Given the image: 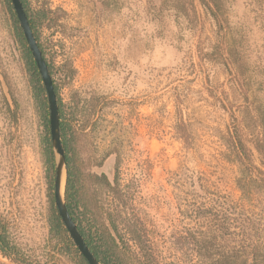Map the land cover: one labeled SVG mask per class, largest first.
<instances>
[{"label": "rangeland", "instance_id": "1", "mask_svg": "<svg viewBox=\"0 0 264 264\" xmlns=\"http://www.w3.org/2000/svg\"><path fill=\"white\" fill-rule=\"evenodd\" d=\"M25 1L91 217L107 225L109 211L136 223L156 264H195L180 245L198 227L199 186L241 201L240 143L264 170V0ZM22 49L9 3L0 0V217L45 263L55 243L42 147L49 108L37 103ZM214 219L246 224V258L254 260L248 249L256 244L264 255V191ZM55 255L53 264H75ZM0 264L18 263L0 253Z\"/></svg>", "mask_w": 264, "mask_h": 264}, {"label": "trees", "instance_id": "2", "mask_svg": "<svg viewBox=\"0 0 264 264\" xmlns=\"http://www.w3.org/2000/svg\"><path fill=\"white\" fill-rule=\"evenodd\" d=\"M7 1L14 21L16 40L23 48L24 58L32 74L37 103L44 111L48 102V98L45 99V86L24 32L20 27L13 4L11 0ZM23 2L34 33L39 40L37 21L30 14L26 1L23 0ZM49 67L52 73L51 64H49ZM55 87L56 91H58L56 85ZM58 100L61 113L62 140L67 156L65 201L90 249L102 264H156L157 259L154 247L149 241L144 239L143 231L136 223L124 219L120 222L109 211L107 225H97L98 220L95 217H91L94 215V211L90 200L84 192V181L78 174L71 155L69 128L67 123L62 121L63 109L61 100L59 98ZM42 147L45 155L46 170L51 177V184L54 189L57 156L51 142V136L44 137ZM258 150L262 157V165H264L263 145L260 144ZM236 152L240 163V176L237 178V184L242 192L241 201L235 203L223 201L221 200L222 195L211 189V187L199 186L198 196L201 201L192 205L194 206L192 216L200 219L198 220V227L189 228L184 242L180 245L184 253L191 254L186 261L195 264H264V255L259 254L261 245L256 244L248 249L249 251L254 250L257 254L252 262H249L248 258H246V224L241 223L231 227L227 223H216L218 220L214 219L219 212H233L237 211L238 208H245L246 199H250L254 191H264V170L254 166L250 155L246 152V147L242 143L236 148ZM102 178L106 185L112 188L107 176L103 175ZM54 202L55 199L53 197L49 221L50 233L55 243L51 253H48L45 263H41L21 248L12 237L9 225L0 217V253L4 257L12 259L18 264H53L55 254L60 253L70 255L75 264H89L71 238ZM93 222L95 225H93ZM259 255H263V257L259 259Z\"/></svg>", "mask_w": 264, "mask_h": 264}, {"label": "water", "instance_id": "3", "mask_svg": "<svg viewBox=\"0 0 264 264\" xmlns=\"http://www.w3.org/2000/svg\"><path fill=\"white\" fill-rule=\"evenodd\" d=\"M14 10L17 14V18L20 23V27L24 32V36L28 42L29 48L32 52L34 61L37 65L38 71L41 75L45 90L47 93L49 103V121H50V133L51 142L54 151L57 155L56 161V174L54 180V199L58 208L62 221L65 224L71 238L80 250L81 254L85 257L89 264H102L98 258L94 255L90 249L85 237L80 232L78 224L71 215L66 201H65V188L67 180V156L66 148L62 140L61 133V113L60 104L58 100V94L56 91L54 79L52 77L49 63L44 56L43 49L38 41L37 36L34 33L30 19L24 5L23 0H11ZM65 175V186L62 192V182Z\"/></svg>", "mask_w": 264, "mask_h": 264}, {"label": "bare ground", "instance_id": "4", "mask_svg": "<svg viewBox=\"0 0 264 264\" xmlns=\"http://www.w3.org/2000/svg\"><path fill=\"white\" fill-rule=\"evenodd\" d=\"M64 186H65V175H64V177H63V182H62V191H63V189H64Z\"/></svg>", "mask_w": 264, "mask_h": 264}]
</instances>
